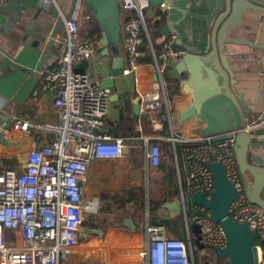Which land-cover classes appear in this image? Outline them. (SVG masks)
<instances>
[{"label":"built area","instance_id":"1","mask_svg":"<svg viewBox=\"0 0 264 264\" xmlns=\"http://www.w3.org/2000/svg\"><path fill=\"white\" fill-rule=\"evenodd\" d=\"M84 1L78 0L72 17L65 21L66 33L56 61L40 71L43 88L54 93L58 120L25 119L14 124L15 128L23 131L32 128L50 134L51 138L27 153L23 167L11 165L0 172V264L67 261L79 245L85 220L98 214L102 205L99 197L87 193L90 163L95 159L122 157L128 148L126 138L112 134L106 122L111 89L103 88L91 74L90 63L83 71H76L83 60L95 58L97 48L96 38L81 35L83 19H90V15L82 17L80 7ZM118 1L125 52L123 75L136 74L141 59L146 54L151 57L155 66L154 86L140 92V110L151 116L165 109L171 124L167 88L172 84L167 79V70L171 61L180 60L188 50L177 43L176 34L167 36L159 49L155 47L148 23L153 7L149 0ZM159 6L168 8L169 4L162 2ZM152 122L158 125L155 119ZM171 126L166 139L173 144L188 239L168 236L166 226L151 223L147 212L144 242L134 256L138 264H196L198 259L202 264L205 258L210 264L215 262L210 249L226 245L225 232L203 205L192 204L188 209L186 203V195L197 192L210 199L215 183L207 161L224 162L228 177L241 192L231 205V214L240 221H248L252 229L258 230L259 240L264 239V208L247 199L234 157L238 130L225 133L226 137L202 134L199 138L185 139L176 135ZM136 128L142 131L141 119ZM3 133L8 134L6 130ZM140 138L145 145L148 172L149 166H158L162 161V150L150 136L141 132ZM153 184L152 175L148 174L146 198L150 202L154 197ZM195 210L203 211L204 215L195 214ZM257 247L259 263L264 264V245L258 241Z\"/></svg>","mask_w":264,"mask_h":264},{"label":"crops","instance_id":"2","mask_svg":"<svg viewBox=\"0 0 264 264\" xmlns=\"http://www.w3.org/2000/svg\"><path fill=\"white\" fill-rule=\"evenodd\" d=\"M164 2H169V6L174 8H162L151 4L153 6L151 15H148L155 45L160 47L167 37L161 32L163 26L169 21H174L173 28L177 30V36L182 39L184 45L193 46L195 49L204 47L210 39L212 26L200 15L210 13L216 6L217 0ZM10 3L24 7L19 11L21 13L17 19L12 16L14 11L19 10L16 7L11 8L8 15L0 12V112L9 117L8 120L0 123V172L11 165L23 167L27 153L51 138L50 134L32 128L23 131L15 128L14 124L25 119L58 120L54 93L43 88L40 71L44 66L53 64L59 56L66 26L56 31L51 44L48 41L51 40V33L59 23V16H64L71 6V0H0V4ZM77 3L78 0L76 5ZM80 9L82 17L90 15L89 20L83 19L81 35L96 38L99 48L98 23L87 10L85 1ZM9 16L14 23L5 31L4 27L10 19ZM156 22L159 26H156ZM230 35L264 44L263 15L259 12L255 15H244V19L230 29ZM97 48L95 58L90 60L89 69L101 82L102 73L112 68L114 54L110 52L103 54ZM228 50L230 68L237 80V92L242 94L244 102L251 110L252 119L262 122L264 120V50L247 44L229 45ZM119 53L125 58L122 43ZM178 62L179 60L171 61L167 70V79L172 84L170 87L178 88L175 89L178 92L170 98L171 128L182 138H199L202 133L200 127H196V120L183 121L180 118V113L192 104L194 88L187 83L190 78L188 71H178ZM123 63L125 64V59ZM204 68L197 74L198 87L209 82ZM130 76L134 79L131 80ZM115 80L116 88H110L106 122L112 134L126 138L128 148L122 157L95 159L90 163L86 175L87 193L99 197L102 205L98 214L88 216L92 219L88 220L87 217L81 229L79 245L62 264H138L134 256L139 253L144 242L147 212L151 219L156 216L155 220H164L161 224L165 223L168 236L188 239L184 212L175 216L164 206L179 196V194L174 197L170 195L172 184L168 182L161 168L164 162L162 165L149 166L147 172L144 158L145 145L140 138L141 132L150 136L152 142L161 144V150L164 152L166 142H170L166 136L171 129L170 127L164 129L161 121L162 110L155 111L151 116L141 113L140 109L139 114L134 113L136 104L134 101L140 97V92L149 91L154 86L155 66L152 62H144L136 74L127 76L122 74ZM147 116L152 124L150 125L154 127L153 131L146 130L143 124L140 131L136 128V123ZM152 119H155L158 125H154ZM5 130L7 136H4ZM139 149L142 153L137 151ZM148 174L152 175L154 183L152 187L154 197L151 202L146 198ZM113 201H117L116 205ZM124 256L129 258V262L120 259ZM196 264H201L199 259L196 260Z\"/></svg>","mask_w":264,"mask_h":264},{"label":"water","instance_id":"3","mask_svg":"<svg viewBox=\"0 0 264 264\" xmlns=\"http://www.w3.org/2000/svg\"><path fill=\"white\" fill-rule=\"evenodd\" d=\"M149 1L152 5H160L168 0ZM76 2L77 0H71L69 11L64 16H59V23L51 33L49 44L52 43L56 31L65 27V21L72 17ZM85 2L87 10L93 15L100 30L98 51L103 54L109 52L114 54L112 68L102 73L101 86L116 88L115 78L123 74L124 64V58L119 53L122 37L119 1L85 0ZM13 7L19 9L12 15L17 19L21 13L19 11L24 6L14 3L0 4V12L8 15ZM169 7L174 8L171 5ZM257 12L264 17V0H217L210 13L200 15L212 26L210 39L204 47L195 49L193 46H186L178 36L177 43L184 46L188 53L179 60L177 69L179 72L188 71L190 78L187 83L194 88L192 104L180 113L181 120L195 119L196 127H200L203 135H218L217 138L226 137L225 133L238 130L234 142V157L244 193L251 203L264 208V121L257 122L252 119L251 110L244 102L242 94L237 92V80L230 68L228 52L229 45L233 44H247L264 50L263 43L230 35V29L239 24L244 15H255ZM13 23L12 18L7 20L4 30L6 31ZM174 23L167 22L161 32L166 36L178 35L177 30L173 28ZM89 63V60H83L76 71H83ZM203 67L207 71L206 77L209 82L198 87L197 74ZM130 78L134 79L133 76ZM134 102L136 103L134 113L139 114L140 97ZM8 119L7 115L0 112V123ZM206 166L212 172L215 183L210 199L203 192H197L192 196L187 194L186 203L188 209L192 204L203 205L210 212V218L220 223L225 232L226 245L213 248L215 255L213 264H221L223 261H227L228 264H260L257 242L260 241V244L264 245V239L259 240L258 230L252 229L248 221H240L231 214V205L240 197V190L228 177L223 161H207ZM164 206L175 216L183 209L179 196ZM195 214L204 215V212L195 210ZM202 264L210 262L205 258Z\"/></svg>","mask_w":264,"mask_h":264},{"label":"trees","instance_id":"4","mask_svg":"<svg viewBox=\"0 0 264 264\" xmlns=\"http://www.w3.org/2000/svg\"><path fill=\"white\" fill-rule=\"evenodd\" d=\"M156 26H159L156 22ZM150 34H151V38H152V41L155 45V42H154V35H153V32L151 30V27H150ZM155 47L157 49H159V47H157L155 45ZM142 60V63L144 62H151V57L146 54V56L144 58L141 59ZM176 81V80H175ZM174 87H170V85L168 86L167 88V94H168V98L170 99L171 97H173V95H175L178 90H175V89H178V88H174ZM171 112H172V108H171ZM143 120V122H141L143 125H144V128L148 131H153V126H151V122H150V119L149 117L147 116L146 118L145 117H142L141 121ZM161 121H163V126H164V129L166 130L169 126V121H168V117H167V112L165 109H162V117H161ZM151 124V125H150ZM160 142V141H159ZM171 143L170 142H166V149L164 150V152H162V155H163V161L160 162V164L162 165L163 162L164 164L161 166L162 170L164 171L165 175L167 176L168 178V182L170 184H172L171 186V197H174V196H177L180 192V189H179V183H178V177H177V171H176V165H175V157H174V152H173V147H172V144L170 145ZM160 147L162 149V146L160 144ZM159 164V165H160ZM156 217V216H155ZM154 217V219L150 218V222L153 223V224H159V223H163L162 221L164 220H155L156 218ZM165 224V223H164ZM212 252H214L213 249H210ZM225 264H227V261H225Z\"/></svg>","mask_w":264,"mask_h":264},{"label":"rangeland","instance_id":"5","mask_svg":"<svg viewBox=\"0 0 264 264\" xmlns=\"http://www.w3.org/2000/svg\"><path fill=\"white\" fill-rule=\"evenodd\" d=\"M137 151L142 153V150L140 151V149L137 150ZM113 202H114V201H113ZM116 202H117V201L114 202L115 205H116ZM106 205H107V204H106ZM90 219H92V217H88V220H90ZM211 253L214 254V252H212V251H211ZM222 264H225V263H222ZM227 264H228V262H227Z\"/></svg>","mask_w":264,"mask_h":264}]
</instances>
